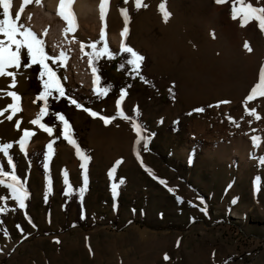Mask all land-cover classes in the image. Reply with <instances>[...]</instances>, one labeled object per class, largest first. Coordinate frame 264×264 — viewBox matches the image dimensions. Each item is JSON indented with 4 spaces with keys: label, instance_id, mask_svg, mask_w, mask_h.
I'll return each instance as SVG.
<instances>
[{
    "label": "rangeland",
    "instance_id": "obj_1",
    "mask_svg": "<svg viewBox=\"0 0 264 264\" xmlns=\"http://www.w3.org/2000/svg\"><path fill=\"white\" fill-rule=\"evenodd\" d=\"M162 2L170 13L167 20ZM142 3L147 7L137 8L135 0H109L105 40L100 41L99 29L78 34L82 54L77 44L75 49L54 46L31 27L26 13L39 3L23 5L18 23L44 41L49 56L65 53L63 63H46L56 75L61 72L62 87L83 98H75L81 108L66 95L39 99L47 76L41 78L38 64L24 67L29 63L25 49L21 67L8 69L16 76L15 86L8 87L11 77H0V109L12 103L6 95L11 90H17L21 109L11 121L6 119L11 109L0 115V130L13 136L19 119L21 132L35 133L26 153L16 144L10 150L16 175L29 188L26 207L21 209L0 185V264H264V97L244 102L264 67V32L255 21L242 27L239 17L232 18L233 0ZM244 3L264 8V0ZM22 4L12 0L13 18ZM125 27V37L117 42ZM94 42L97 51L106 44L110 53L93 56L96 67L89 65ZM122 46L144 57L142 69L131 80L118 73L113 81L119 87L96 98L93 68L95 75L100 70L115 76L112 57ZM121 89L126 95L120 110L129 120L116 106ZM41 108L40 123L51 127L52 135L29 123ZM253 108L259 120L248 114ZM57 113L69 122L75 144L64 138ZM101 116L114 119L105 124ZM132 121L151 137L147 150L143 141L136 143ZM253 136L260 138L259 146ZM3 142L13 141L6 136ZM77 147L89 157L86 169ZM0 166L11 171L2 153Z\"/></svg>",
    "mask_w": 264,
    "mask_h": 264
},
{
    "label": "snow or ice",
    "instance_id": "obj_2",
    "mask_svg": "<svg viewBox=\"0 0 264 264\" xmlns=\"http://www.w3.org/2000/svg\"><path fill=\"white\" fill-rule=\"evenodd\" d=\"M32 0H23V4L21 5V10L15 12V17L13 18V15L11 14L10 10L12 9V0H0V9H2V19H0V77H11V83L8 85L9 88H13L16 84L15 80V74L13 71H9L8 69L15 68L19 69L21 67V50L26 49V56L29 60L28 64H25L24 67H30L32 64H38L40 65L41 72L40 76L41 78L47 76V79L43 81L44 91H42L39 94V99H44L46 95H51L53 91L58 93L60 96H64V89L60 84L59 78L56 75V72L49 66L47 61L51 60L53 63H56L58 60L63 63L65 58V53L61 52L59 56H49L45 52L44 48V41L41 40L38 35L32 31L29 27H26L24 24L18 23L21 16V11L23 10V5L31 3ZM35 2L38 4L40 3V0H35ZM136 7H147L146 4L142 3V0H135ZM226 0H216V3L222 4L225 3ZM72 3L73 0H59V7L57 9V15L61 16L66 22H67V28L65 31L72 32L75 30V16L72 11ZM109 0H100L99 3V9H100V19L103 21L107 12ZM160 12L163 15L164 19L167 20L170 16V13L167 11V8L165 6V3H161L159 5ZM122 14L125 16V20H127V11L125 9L121 10ZM231 15L233 19L240 18V24L241 26H245L249 22L255 21L257 22V26L261 32H264V8H256L253 7L250 3L245 4L244 0H233L232 6H231ZM127 33V27L124 28L121 35H124ZM105 40V33L104 30H101L100 33V41ZM84 45L81 44V48L83 49ZM93 49V53L90 54L89 57V65L93 63L92 57H99L101 55H110L107 49V45L98 51L97 44L94 42L89 45ZM244 47L251 51V48L245 42ZM121 51L125 53H129L131 56V59L128 60V63L133 66L134 70L138 71L140 68V62L143 61L144 57L142 55H139L136 51H134L131 47L122 46ZM94 73V91L98 95H106L108 89L106 88H100L97 87L99 84L100 77L98 75H95L96 69L93 68ZM143 79V77H141ZM3 90H0V93H2ZM8 97L12 98V103H9L6 108L0 109V115H3L5 112H7L9 109H11L12 114L7 115L6 119L11 121L13 119V115H15L17 112L21 111L19 106V99L20 97L14 92V91H8L6 93ZM126 95V91L124 89H121L120 97L116 100V106L119 111L120 116L125 119L129 120L131 119L129 116H125L123 111L120 110V104L121 101L124 99V96ZM257 96L264 97V67L261 68L259 73V81L251 88L250 93L245 98V103L247 101H251ZM70 103L74 104L77 108H81L82 106L75 100L70 99ZM221 103H229V101H221ZM85 111L90 112L92 116H96L97 113L91 112L90 109H84ZM195 111H203V109H195ZM45 114V108L40 109V114L37 115L35 119H32L29 121L32 125L39 124V127L43 129L45 132H47L49 135H52L53 129L51 127H48L47 125L40 123L41 116ZM251 116H255L257 120L260 119V116L256 114V110L253 108L248 113ZM57 118L63 122L64 124V131L63 135L66 140L69 141V143L75 144V141L71 139V128L69 125V122L64 118L62 114H56ZM101 120L104 121L105 124L110 123L114 117L110 116H101ZM231 119V118H229ZM20 124L21 121L17 119L15 121V127L20 130ZM238 126V125H237ZM132 129L136 134V143L139 144L141 141L144 142V148L147 150V143L148 140L151 138L148 135H144V132L146 131L144 127L137 123L136 121H132ZM35 133L31 131L30 129H23L22 135H20L19 139L14 142H3L0 143V153L3 154L4 157L7 158V165L11 168V171H6L3 166H0V185H4V187L7 190H10L11 192V199L18 203L19 207L21 209L25 208V201L28 198V191L25 187L24 181L21 180L20 177L16 175L15 172V164L13 161V157L10 154V150L13 149L14 144H18L19 149L21 152L26 153V145L31 136H33ZM252 142L254 146H259L260 138L253 136ZM49 148V155L51 154L52 145L51 143L48 145ZM77 154L81 157V159L84 161V163L81 164V167L86 169L87 161L89 157L85 156L77 147ZM137 158L139 159V153H137ZM46 161L48 157L46 156ZM121 161H116V164H120ZM142 163V162H141ZM261 163L264 164V158L261 159ZM45 169L48 168L47 162L44 164ZM146 171H149L146 169ZM114 172V169L109 173V175H112ZM257 181H259V177L256 178ZM123 183V180L120 181ZM65 183L67 184V173H65ZM161 184H166L164 180H160ZM84 184L87 185V174L85 171L84 175ZM70 187V186H69ZM118 185L113 184L112 185V192L113 195H116ZM85 191V188L82 187L80 189L81 194ZM171 191V189H169ZM3 199V198H0ZM235 202V201H233ZM203 203V201H201ZM4 211V208H0V212ZM201 211H205L204 209H201ZM29 223L31 221L29 220ZM7 233H5L6 235ZM59 241H57L58 243ZM164 259L167 260L168 256L165 254Z\"/></svg>",
    "mask_w": 264,
    "mask_h": 264
},
{
    "label": "bare ground",
    "instance_id": "obj_3",
    "mask_svg": "<svg viewBox=\"0 0 264 264\" xmlns=\"http://www.w3.org/2000/svg\"><path fill=\"white\" fill-rule=\"evenodd\" d=\"M58 7L59 0H48L47 2L41 1L33 10L26 13L27 21L29 22L31 27L36 28V31L43 35H46L47 38L51 39L54 42V46L64 43L67 44L70 49H75V45L77 44L82 54L85 46L83 47V49L81 48L82 43L81 41L75 40L76 38H78L76 36L81 33L90 34L92 33L91 29L92 31L98 29L101 31L102 29H104L106 15L104 20L102 21L100 19L99 3H95L92 0H73L72 11L75 16L76 28L72 32H67L65 31V29L67 28V22L61 16L57 15ZM125 34L117 37V42L123 40ZM14 92L16 93L17 90ZM8 135L9 134H7V132H4V130H0V139L6 138L7 136V138H9L13 142L19 139L20 135H22V132L18 130L13 136L10 137ZM16 145L18 146V144Z\"/></svg>",
    "mask_w": 264,
    "mask_h": 264
},
{
    "label": "trees",
    "instance_id": "obj_4",
    "mask_svg": "<svg viewBox=\"0 0 264 264\" xmlns=\"http://www.w3.org/2000/svg\"><path fill=\"white\" fill-rule=\"evenodd\" d=\"M112 59H113V62H112L113 65L116 66V68L113 69V70L115 71L116 75H115V76H113V75L107 76L105 73H103V72H101V71L99 70V74H98V76L100 77V80H99V84H98V86H99L100 88H106V89H108V90H110V89H112V90H113V89H117L119 86H118V84L115 83V81H113V78H115L116 76H119L118 73L121 72L120 74H122V72H125L126 74L129 75V80H131L132 78L136 77V75L139 73L140 69H142L141 65H142L143 62H144V61H141V62H140V68H139L138 71H136V70H134L133 66L130 65V64L128 63V60L131 59V56H130L129 53H125V52L117 53L116 55H114V56L112 57ZM143 60H144V59H143ZM95 64H96V59H94V57H93V66H94ZM95 67H96V65H95ZM61 75H62L61 72L58 71L57 77L60 78V79H62V76H61ZM118 83H120V82H118ZM63 88H64V93H65L66 97H67L69 100H70V99H75L76 97H82V98H83V96L77 94V92H76L75 90H73V89H71V88H67L66 85H64ZM51 95H52V96L54 95V97H55V96L58 97L59 94L56 93L55 91H53V92L51 93ZM95 97H96V98H100V97H102V95H98V94H96ZM46 98H47V95L45 96L44 99H46ZM76 99H77V98H76ZM76 99H75V100H76ZM59 100H60V99H59ZM76 101L79 103L78 100H76ZM50 103H51V102H48V103H47V104H48V105H47L48 107H50V106H49ZM49 111H50V109H49ZM49 111H48V113H49ZM25 187H26V189H27V191H28V194H29V190H28L29 188H28V186L25 185ZM67 187H69V186H67ZM67 187H66V188H67ZM28 199H29V195H28V198L26 199L25 202H28Z\"/></svg>",
    "mask_w": 264,
    "mask_h": 264
},
{
    "label": "built area",
    "instance_id": "obj_5",
    "mask_svg": "<svg viewBox=\"0 0 264 264\" xmlns=\"http://www.w3.org/2000/svg\"><path fill=\"white\" fill-rule=\"evenodd\" d=\"M88 74H89V73H88ZM90 78H91V75L89 74V78H88L87 80L85 79V81H84V82H85V83L83 84L84 86H85V84H87V86L89 85V79H90Z\"/></svg>",
    "mask_w": 264,
    "mask_h": 264
},
{
    "label": "flooded vegetation",
    "instance_id": "obj_6",
    "mask_svg": "<svg viewBox=\"0 0 264 264\" xmlns=\"http://www.w3.org/2000/svg\"><path fill=\"white\" fill-rule=\"evenodd\" d=\"M25 53H26V49H25ZM26 56V55H25ZM27 57V56H26Z\"/></svg>",
    "mask_w": 264,
    "mask_h": 264
}]
</instances>
